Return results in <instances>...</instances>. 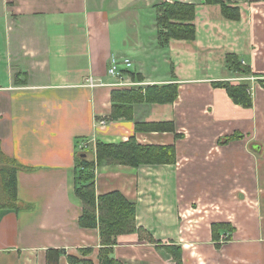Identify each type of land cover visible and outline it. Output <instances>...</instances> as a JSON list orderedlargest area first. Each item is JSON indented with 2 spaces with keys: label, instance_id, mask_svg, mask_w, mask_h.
<instances>
[{
  "label": "crops",
  "instance_id": "obj_1",
  "mask_svg": "<svg viewBox=\"0 0 264 264\" xmlns=\"http://www.w3.org/2000/svg\"><path fill=\"white\" fill-rule=\"evenodd\" d=\"M204 1L0 0V143L20 164L16 208L0 209V264H46L48 248L65 250L60 264H71L69 255L101 264L99 228L79 223L76 152L132 137L173 145L176 160L96 167L97 194L117 190L134 201L136 225L145 230L119 235L111 257L177 264L171 250L178 246L181 264H264V0H223L238 8L237 19ZM162 2L195 4V39L162 40ZM145 9L156 10L151 44L200 53L209 71L182 76L173 66L171 78L159 73L160 54L140 32L130 41ZM229 55L252 73L231 70ZM112 58L135 65L126 72L137 85H99L114 81ZM224 80L247 84L252 106L232 101L216 85ZM154 83H176V99L135 102L130 116L108 117L116 89ZM153 122H172L174 130L138 129ZM214 223L223 224L216 233Z\"/></svg>",
  "mask_w": 264,
  "mask_h": 264
},
{
  "label": "trees",
  "instance_id": "obj_2",
  "mask_svg": "<svg viewBox=\"0 0 264 264\" xmlns=\"http://www.w3.org/2000/svg\"><path fill=\"white\" fill-rule=\"evenodd\" d=\"M205 3H219L222 6L223 15L231 19L239 17V10L223 0H205ZM159 11L160 36L165 42L169 39L193 40L196 36V25L194 18L196 6L193 3L183 2H162L157 4ZM231 70L241 74H251L249 66L244 65L234 55L227 58ZM16 75V80H18ZM264 85V79L260 80ZM216 85L224 87L232 101L244 107L252 106L250 89L244 83H232L230 81H218ZM178 93L176 83L155 84L145 88H124L116 89L112 94L114 103L110 119H117L120 116H130L131 107L135 102L167 103L173 102ZM138 129L165 131L174 130L172 122H153L139 124ZM88 147L78 148L76 152L75 168V193L81 199L83 209L79 219L82 227H98L104 247L100 251L101 264H120L111 257L112 246L117 244V237L135 231L145 233L139 228L136 221V204L127 199L120 191H111L102 195L97 194L95 186V169L102 163L125 164L138 166L141 164L153 163H174L176 150L173 145H150L137 142L132 137L126 142L105 143L96 142L95 157H88ZM2 164L0 175L3 181V189L6 194L0 197V209L16 208L18 186L16 172L20 164L9 154L3 152L0 147ZM222 223H214V233ZM216 238V234H214ZM180 247L171 250L177 264H181ZM65 253L64 249L48 248L46 250V264H60V258ZM71 264H78L81 260L77 256L69 255Z\"/></svg>",
  "mask_w": 264,
  "mask_h": 264
},
{
  "label": "rangeland",
  "instance_id": "obj_3",
  "mask_svg": "<svg viewBox=\"0 0 264 264\" xmlns=\"http://www.w3.org/2000/svg\"><path fill=\"white\" fill-rule=\"evenodd\" d=\"M155 14H156L155 9H153L152 11H148V9H145L137 13V15L139 16L138 17L139 24H138V28H134V30H132L133 36L131 37L130 41L131 42L135 41L136 35L139 34L140 32V34L142 35V37L140 36L141 41H144L145 42L144 44L147 47L154 48L153 49L154 53L160 54L159 58H157L158 72L163 73V74L166 73L167 75H169L168 78H171V74H172L171 67L173 66L177 67L176 68L177 72L182 76H185L188 74H192V75L201 74L204 71L208 72L209 71L208 68L206 67L204 68L202 65H206V64L208 65L209 62L205 61L203 59V55L201 56L200 53H196V54L193 53L191 55L189 54V52L185 51L183 47L181 46H178L176 48H171V49L170 47L158 48L150 43V41L153 40V35L156 33V30H154L155 28L153 27V18ZM125 30L128 31V30H131V28L130 29L127 28ZM132 65L130 68L134 69L135 65L133 66ZM212 65L213 66H211L212 67L211 70H213L214 73H218V69L220 68V67H217L218 64L214 62V64ZM196 67H198V69ZM0 147H1V143H0ZM87 150H88V153H90L91 155L94 153V150L92 151V149H90L91 151H89V149ZM1 164H2V161H1V155H0V165ZM3 188H4L3 181L0 175V197L1 199L3 198L2 197L3 195L6 196L5 192H3L4 191ZM228 238L229 237L226 236L225 239H228Z\"/></svg>",
  "mask_w": 264,
  "mask_h": 264
},
{
  "label": "built area",
  "instance_id": "obj_4",
  "mask_svg": "<svg viewBox=\"0 0 264 264\" xmlns=\"http://www.w3.org/2000/svg\"><path fill=\"white\" fill-rule=\"evenodd\" d=\"M131 65H132L131 61L128 58L124 59L123 61H120L116 58H112L110 61L109 69L107 71L109 75L114 78V81L110 83L100 82L99 85H111V86H120V87L137 85L138 83L132 81L127 76L129 72H126V70H128V68H130ZM90 81L91 83H93L92 79H90ZM83 147H87V144L80 145V148Z\"/></svg>",
  "mask_w": 264,
  "mask_h": 264
}]
</instances>
